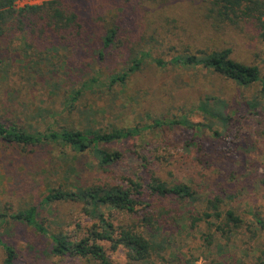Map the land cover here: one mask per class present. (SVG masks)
Segmentation results:
<instances>
[{"label":"rangeland","instance_id":"obj_1","mask_svg":"<svg viewBox=\"0 0 264 264\" xmlns=\"http://www.w3.org/2000/svg\"><path fill=\"white\" fill-rule=\"evenodd\" d=\"M44 1L47 0L34 3L17 0L14 8L17 10L27 3L41 5ZM128 1L130 8L119 35L125 45L120 50H111L103 62L97 61L95 55L99 33L94 31L97 28L93 27L94 16L84 19L92 31L76 50L57 42L43 49L32 45L30 49L11 22L4 25L6 31L0 37V122L29 132L48 126L58 130L67 125L77 130L104 131L112 127H138L143 129L140 136L103 146L123 153L121 162L107 167L109 173L118 177L136 173L142 176L139 163L130 151L145 143L153 144L155 154L163 161L160 176L171 184L194 175L190 161L205 162L211 157L212 168L204 174L226 178L229 191L223 196L225 204L249 222L251 214L264 219V102L259 83L239 86L211 71L157 67L145 58L139 70L125 83L105 87L110 76L127 69L131 50L138 46H141L138 50H147L162 61L181 53L174 45L182 39L179 37L182 31L197 35L199 31L208 33L209 36L202 39L206 49L231 48L235 61L257 66L264 80V43L253 31L215 30L204 24L202 18L190 17L189 7L201 12L202 0H166L168 3L161 5L156 14L147 0ZM101 4L105 12L106 6ZM151 22L154 23L150 25ZM34 67L40 69L38 75L30 70ZM92 78L100 79L91 83ZM78 89L82 91L74 108L66 109L65 101ZM212 95L227 101L234 112L229 131L221 136L213 135L215 127L211 120L191 111L206 96ZM152 121L173 123L151 127ZM197 145L202 146V158L196 153ZM75 157L77 174L72 171L68 174L66 162L71 163ZM175 162L184 164L182 173L174 169ZM100 174L98 159L90 151L76 153L51 145L10 146L0 141V214L35 207L38 222L50 233L81 235L97 223L92 215L84 214L80 204L45 203L43 199L51 189L89 184ZM196 176L195 182L207 186L199 177L196 181ZM207 192L209 190L204 189V193ZM99 211L107 213L108 209L100 207ZM114 216L118 222L132 221L122 214L113 213ZM1 220L0 239L16 248L21 264H88L78 258L55 257L45 235L23 223ZM204 229L202 226L200 231L186 228L180 232L171 226L170 242L163 259L154 258L149 264H180L191 257L197 260L194 264H254L259 257L264 258V232L256 228L255 239L249 240L242 231L222 248L205 246L201 236L207 233ZM224 243L221 241V245ZM104 247L112 264L128 262V251L124 247L116 251H111L107 244ZM2 260L0 247V264Z\"/></svg>","mask_w":264,"mask_h":264},{"label":"trees","instance_id":"obj_2","mask_svg":"<svg viewBox=\"0 0 264 264\" xmlns=\"http://www.w3.org/2000/svg\"><path fill=\"white\" fill-rule=\"evenodd\" d=\"M17 0H0V37L6 29L4 25L11 22V26L24 38L26 47L32 45L43 49L53 42L65 46H73L75 50L85 40L92 28L85 24L87 16H94V31L99 33V48L95 52L96 60H107L111 50H120L125 43L119 39L121 23L127 14L130 4L128 0H47L41 5H28L15 9ZM145 2L146 0H142ZM203 8L189 7L190 17H200L203 23L215 30H245L257 33L264 43V0H202ZM158 13L166 5V0H147ZM106 11H102V4ZM158 4L160 6H154ZM154 22H151L152 25ZM145 34V32H143ZM208 33L198 32V35L182 31L174 47L181 49V53L171 56L167 61L150 55L147 50H131L127 69L109 77V88L120 83L139 70L144 59H149L157 67L175 66L182 68H200L211 71L225 80L239 86L260 85V95L264 102V80L260 77L257 66L245 65L231 57V48L206 49L203 38ZM146 41V40H145ZM134 49V48H132ZM40 52H42L40 50ZM40 60V59H39ZM35 64L37 67L38 63ZM2 60L0 58V66ZM37 67L30 68L33 74L40 73ZM100 78H92L89 82L97 83ZM88 82V83H89ZM87 84V83H86ZM83 84V87H87ZM81 89L74 91L65 101L66 109L74 108V104L81 94ZM192 112H197L212 121V132L221 136L228 132L231 123V105L218 96H206ZM171 124L173 122L152 121L151 127ZM52 125V124H51ZM218 127V128H217ZM143 129L114 128L110 130H77L69 125L54 130L48 126L40 131L29 132L15 125L9 126L0 122V141L10 146L37 148L45 145L57 146L61 149L69 148L73 152H93L98 159L100 177L89 184L80 183L60 186L47 192L43 202H70L80 204L86 215H92L97 221L81 235L70 236L62 233H50L43 223L37 220L35 207L24 211L0 214V219H8L16 223H23L31 227L36 233L45 235L50 241L51 253L55 257L78 258L88 264H112L106 253L104 244L111 251L119 247L127 249L128 262L126 264H149L154 258L163 259L164 252L170 242L169 228L175 226L176 231L183 232L186 228L200 231L204 227L202 238L207 248L213 245L222 248L231 242V238L244 232L249 240L256 237V229L264 232V219L257 214H251L249 222L240 216L234 208L225 204L223 196L229 191L226 178L204 174L212 168L211 157L205 162L190 161L191 175L187 180L176 181L171 184L161 176L159 156L155 154L153 144L145 143L136 146L130 152L138 161V170L142 176L131 174L117 176L109 173V166L123 160V153L118 150H107L103 146L125 142L141 135ZM198 157H204L201 145H197ZM68 161V160H66ZM77 158L66 162V171L77 174ZM177 165V166H175ZM174 169L182 173L184 164L175 162ZM189 166V163H187ZM197 175V176H196ZM198 177L205 185L195 182ZM66 181L70 179L66 178ZM207 183V184H206ZM209 190V192L204 193ZM231 200V198H227ZM199 206V207H196ZM100 207L108 209L101 213ZM113 213L128 216L132 221L118 222ZM1 220V221H2ZM256 228V229H255ZM225 241L221 245V241ZM104 243V244H102ZM220 244V246H219ZM3 251L2 264H21L14 246L0 239ZM196 258L182 260L180 264H194ZM254 264H264V258L259 257Z\"/></svg>","mask_w":264,"mask_h":264},{"label":"built area","instance_id":"obj_3","mask_svg":"<svg viewBox=\"0 0 264 264\" xmlns=\"http://www.w3.org/2000/svg\"><path fill=\"white\" fill-rule=\"evenodd\" d=\"M30 1H32V3H34L35 0H30ZM16 3H17V2H16ZM16 3H15V4H16ZM27 4H28V5H37V4H30V3H27ZM28 5H25V6H28ZM22 7H23V6H22Z\"/></svg>","mask_w":264,"mask_h":264}]
</instances>
